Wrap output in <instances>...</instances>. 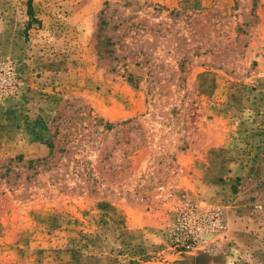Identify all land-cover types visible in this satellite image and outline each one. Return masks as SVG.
<instances>
[{"label":"rangeland","instance_id":"1","mask_svg":"<svg viewBox=\"0 0 264 264\" xmlns=\"http://www.w3.org/2000/svg\"><path fill=\"white\" fill-rule=\"evenodd\" d=\"M0 264H264V0H0Z\"/></svg>","mask_w":264,"mask_h":264},{"label":"built area","instance_id":"2","mask_svg":"<svg viewBox=\"0 0 264 264\" xmlns=\"http://www.w3.org/2000/svg\"><path fill=\"white\" fill-rule=\"evenodd\" d=\"M219 213L215 210L199 212L187 205L179 213L178 237L182 241H191L194 248L203 247L208 235L220 228Z\"/></svg>","mask_w":264,"mask_h":264}]
</instances>
